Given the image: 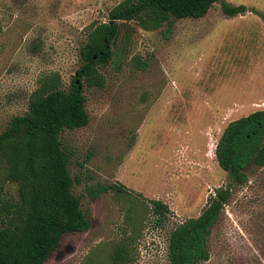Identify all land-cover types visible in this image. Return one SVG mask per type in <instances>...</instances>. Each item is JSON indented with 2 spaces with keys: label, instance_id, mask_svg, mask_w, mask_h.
<instances>
[{
  "label": "rangeland",
  "instance_id": "rangeland-1",
  "mask_svg": "<svg viewBox=\"0 0 264 264\" xmlns=\"http://www.w3.org/2000/svg\"><path fill=\"white\" fill-rule=\"evenodd\" d=\"M120 1L0 0V132L26 111L41 75L58 72L70 85L87 32ZM223 2L247 11L227 16ZM260 14L264 0H217L204 17L155 30L131 22L129 44L119 40L98 66L104 85L84 86L87 125L60 133L88 228L64 234L43 264H110L118 243L127 264H171L169 231L229 181L215 157L223 128L264 108ZM248 172L212 227L209 260L198 264H264V169ZM16 196L17 184L6 183L3 199ZM150 199L168 206L160 225Z\"/></svg>",
  "mask_w": 264,
  "mask_h": 264
},
{
  "label": "trees",
  "instance_id": "trees-1",
  "mask_svg": "<svg viewBox=\"0 0 264 264\" xmlns=\"http://www.w3.org/2000/svg\"><path fill=\"white\" fill-rule=\"evenodd\" d=\"M217 0H121L109 10V20L92 25L80 54L82 64L65 88L58 72L41 75L28 96L27 109L13 116L0 132V264H43L67 232L88 228L79 197L72 192L70 154L60 133L87 125L86 87H102L98 66L113 59L119 40L129 44L135 25L155 30L172 19L204 17ZM227 16L243 14L244 4L222 3ZM264 20V15L260 14ZM228 183L215 189L201 212L169 231L167 259L171 264H198L210 258L212 227L235 186L247 184L249 169H264V108L230 121L215 147ZM6 183L17 184V196L3 199ZM112 187V186H111ZM127 193L125 187L113 186ZM160 225L168 206L150 199ZM148 207V206H147ZM110 264H127L126 245L116 244Z\"/></svg>",
  "mask_w": 264,
  "mask_h": 264
}]
</instances>
